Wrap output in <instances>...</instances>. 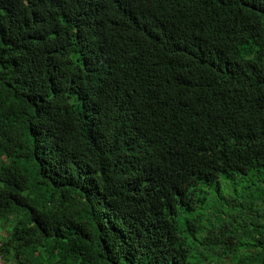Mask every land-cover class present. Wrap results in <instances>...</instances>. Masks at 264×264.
Instances as JSON below:
<instances>
[{"label":"trees","instance_id":"trees-1","mask_svg":"<svg viewBox=\"0 0 264 264\" xmlns=\"http://www.w3.org/2000/svg\"><path fill=\"white\" fill-rule=\"evenodd\" d=\"M0 257L264 264V0H0Z\"/></svg>","mask_w":264,"mask_h":264},{"label":"rangeland","instance_id":"rangeland-1","mask_svg":"<svg viewBox=\"0 0 264 264\" xmlns=\"http://www.w3.org/2000/svg\"><path fill=\"white\" fill-rule=\"evenodd\" d=\"M211 193V192H210ZM212 195V193H211ZM224 197H227V195L224 194ZM2 258L0 257V264H3L4 262L1 260Z\"/></svg>","mask_w":264,"mask_h":264}]
</instances>
